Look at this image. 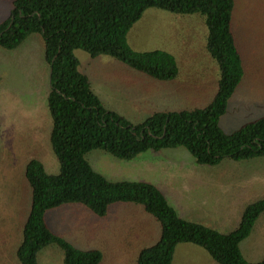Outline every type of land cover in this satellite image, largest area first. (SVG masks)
I'll use <instances>...</instances> for the list:
<instances>
[{
	"label": "rangeland",
	"instance_id": "obj_1",
	"mask_svg": "<svg viewBox=\"0 0 264 264\" xmlns=\"http://www.w3.org/2000/svg\"><path fill=\"white\" fill-rule=\"evenodd\" d=\"M13 1L0 0V24L10 18ZM234 1L233 31L244 76L220 119L227 134L264 118V0ZM207 34L200 14L160 9L147 10L134 25L128 34L133 50H164L176 58L179 75L169 83L146 77L109 56L92 58L81 50L75 54L79 70L90 78L103 105L137 125L157 112L202 109L213 100L220 72L206 50ZM50 87V68L40 35L29 36L14 50L0 48V264H20L16 253L32 203L25 175L29 160H40L48 174L60 173L48 137L52 129ZM155 153L140 155L138 170H130L137 178L122 169L130 163L103 151H92L87 160L109 181L133 177L131 180L155 185L181 218L222 233L237 228L246 207L264 199V177L261 180L256 173L264 158L226 159L206 166L198 164L183 147ZM255 183L261 192L251 190ZM77 206L51 210L46 221L54 233L77 248L101 251V264H136L138 250L160 239L159 222L140 205L116 204L104 218L86 208L87 213L77 210ZM241 251L252 263L264 258V215L242 242ZM204 261L188 255L175 264ZM38 264H64V253L51 245L38 254Z\"/></svg>",
	"mask_w": 264,
	"mask_h": 264
},
{
	"label": "trees",
	"instance_id": "obj_2",
	"mask_svg": "<svg viewBox=\"0 0 264 264\" xmlns=\"http://www.w3.org/2000/svg\"><path fill=\"white\" fill-rule=\"evenodd\" d=\"M149 9L174 14H200L208 29L206 50L217 63L220 78L213 100L202 109L157 112L134 125L106 108L90 78L79 70L75 52L92 58L109 56L132 70L162 83L178 78L176 58L164 50L137 52L128 34ZM234 0H14L10 18L0 24V48L14 50L38 34L52 68L48 107L52 118L50 143L60 173L48 174L38 159L29 160L26 179L32 203L17 249L20 264H38V254L55 245L64 264H101L99 250H82L54 233L46 221L49 211L79 205L99 218L116 204L143 207L161 226L160 239L143 247L136 264H173L178 245L204 249L217 264L249 262L241 251L259 218L264 199L246 207L233 231L219 232L181 218L165 195L146 182L109 181L94 170L87 155L95 150L132 161L149 151L183 147L200 165L216 166L264 158V118L227 134L220 126L228 104L244 76V65L233 31Z\"/></svg>",
	"mask_w": 264,
	"mask_h": 264
},
{
	"label": "crops",
	"instance_id": "obj_3",
	"mask_svg": "<svg viewBox=\"0 0 264 264\" xmlns=\"http://www.w3.org/2000/svg\"><path fill=\"white\" fill-rule=\"evenodd\" d=\"M236 92V91H235ZM235 94V93H234ZM233 97V96H232ZM51 131V130H50ZM48 137H49V139H50V133H49V135H48ZM39 139V141H40V138H38ZM162 151H164V150H162ZM154 153V152H153ZM159 152H156L154 155H156V154H158ZM162 153L163 152H161V154L160 155H162ZM141 155H143V154H141ZM150 156H153V154H149ZM139 157V158H138ZM138 157H136L134 160H132V161H127V163H130L129 165H130V167L129 168H125V165L124 166H122V169L124 170V171H129V173H132L130 170H132V169H137L138 170V165H137V163H138V161H140L139 159H141V157H140V155L138 156ZM148 157V156H147ZM143 159H147V158H143ZM31 160V159H30ZM258 164H260V163H258ZM257 178H259V179H263V177H264V164H260V166H259V168H258V170H257ZM133 174V173H132ZM133 176L135 177V178H137L134 174H133ZM217 177H219V175H216ZM131 178H133V177H129V178H123V179H119V180H117L118 182L119 181H135V180H131ZM137 182V181H136ZM140 182H142V181H140ZM147 183V182H146ZM217 184H220V181H217L216 182ZM251 190L253 191V192H261L260 190H258V187L256 186V183H255V185H253L252 187H251ZM77 207H79L77 210H80V211H84V212H86L87 210H83V209H85V208H80V207H82V206H77ZM112 208H110L109 209V211L111 210ZM87 213V212H86ZM109 213V212H108ZM184 219V218H183ZM48 224V223H47ZM103 231H104V229H103ZM160 236H161V234H160ZM155 244V243H154ZM153 245V244H152ZM142 249V248H141ZM141 249H139L138 250V253H137V259H138V255H139V252H140V250ZM83 250V249H82ZM84 250H88V249H84ZM188 255H190V256H193V258H194V260H197V259H199V258H203L205 261H204V264H213V260L211 259V257L209 256V254L204 250V249H202V248H200V247H198V246H196V245H193V244H181V245H178L177 246V248H176V251H175V255H174V260H173V264H175V263H177V261L178 262H181V260H182V258L184 257V256H188ZM195 262V261H194ZM197 263V262H196Z\"/></svg>",
	"mask_w": 264,
	"mask_h": 264
},
{
	"label": "water",
	"instance_id": "obj_4",
	"mask_svg": "<svg viewBox=\"0 0 264 264\" xmlns=\"http://www.w3.org/2000/svg\"><path fill=\"white\" fill-rule=\"evenodd\" d=\"M51 76H52V68H50V81H51Z\"/></svg>",
	"mask_w": 264,
	"mask_h": 264
}]
</instances>
